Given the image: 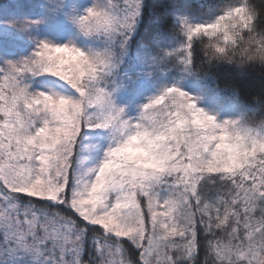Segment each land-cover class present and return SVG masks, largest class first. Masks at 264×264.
Instances as JSON below:
<instances>
[{
  "label": "snow or ice",
  "instance_id": "obj_1",
  "mask_svg": "<svg viewBox=\"0 0 264 264\" xmlns=\"http://www.w3.org/2000/svg\"><path fill=\"white\" fill-rule=\"evenodd\" d=\"M0 264H264V0H0Z\"/></svg>",
  "mask_w": 264,
  "mask_h": 264
},
{
  "label": "trees",
  "instance_id": "obj_2",
  "mask_svg": "<svg viewBox=\"0 0 264 264\" xmlns=\"http://www.w3.org/2000/svg\"><path fill=\"white\" fill-rule=\"evenodd\" d=\"M29 0H15V2H19L21 4L27 5ZM2 2L7 6L10 4V0H2ZM13 8H15L14 4L12 5ZM227 73L221 74V81H223L224 77L227 76Z\"/></svg>",
  "mask_w": 264,
  "mask_h": 264
},
{
  "label": "rangeland",
  "instance_id": "obj_3",
  "mask_svg": "<svg viewBox=\"0 0 264 264\" xmlns=\"http://www.w3.org/2000/svg\"><path fill=\"white\" fill-rule=\"evenodd\" d=\"M31 2V0L28 1V4ZM13 8V7H12ZM27 9H23L22 11H26ZM13 14H15L14 8H13ZM224 103H226V101H223ZM223 115V114H222Z\"/></svg>",
  "mask_w": 264,
  "mask_h": 264
}]
</instances>
